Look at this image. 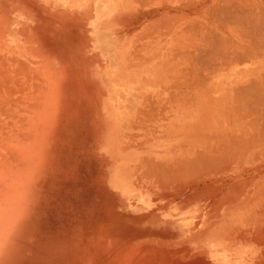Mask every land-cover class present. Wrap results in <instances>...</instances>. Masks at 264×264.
Segmentation results:
<instances>
[{
	"label": "rangeland",
	"instance_id": "374dc122",
	"mask_svg": "<svg viewBox=\"0 0 264 264\" xmlns=\"http://www.w3.org/2000/svg\"><path fill=\"white\" fill-rule=\"evenodd\" d=\"M60 1L62 6L57 1L46 4L37 0H0L4 14H9L5 16H16L15 21L10 18L21 42L31 48V83L34 80L31 85L39 81L35 79H45V73L46 79L52 75L58 83L52 99L56 103L53 116L47 114L48 127L37 124L38 130L41 127L45 134L41 149L45 151L39 153L41 160L35 172L36 184L32 182L31 206L5 264H220V259L207 254L204 242L207 236L198 234L208 227L199 225L211 209L212 198L201 194L196 200L187 199V180L183 181L189 173L172 170L165 175L154 162V156L160 155L157 152L173 145L169 143H173L172 136L176 133L166 135V140L161 138L164 118L169 114L167 109L174 101L173 96L187 89L194 46L203 43L195 30L204 26L207 18L196 21L191 18L192 22L185 16L178 18L177 13L176 19L163 18V23L157 22L160 26L150 19L147 24L141 18L130 21L133 25L127 31L120 23L115 29L114 20L103 14L111 6L114 13V0ZM180 1L123 0V4L127 3L131 14H144L159 6V12L175 8ZM194 21L198 23L196 29L191 28ZM110 23L113 26L110 31L113 33L115 29L117 40L110 32L109 37L103 33ZM120 38L125 39L129 55L125 71L129 75L134 71L136 76L135 70L147 76H151V71L156 76L134 79L138 102L124 126L114 124L104 107L110 92L108 73L113 67L110 54L113 55L114 41L120 42ZM235 38L239 40L238 35L231 40ZM238 62L231 71L245 72L250 79H257L254 72L257 65L250 66L243 58ZM156 90L171 96L164 99L163 108L156 106L155 98H150L149 93ZM157 127L162 134L154 137ZM119 134L123 135L119 146L126 147L129 157L118 159L112 154ZM150 144L157 155L149 152ZM145 161L152 162V167ZM157 181L162 182L158 183L161 187ZM169 184L171 187L180 184L178 190L184 189L179 193ZM183 210L197 217L205 216L199 222L196 218L193 223H185L177 218Z\"/></svg>",
	"mask_w": 264,
	"mask_h": 264
},
{
	"label": "bare ground",
	"instance_id": "6f19581e",
	"mask_svg": "<svg viewBox=\"0 0 264 264\" xmlns=\"http://www.w3.org/2000/svg\"><path fill=\"white\" fill-rule=\"evenodd\" d=\"M114 1V13L111 6L103 14L114 20L115 29L120 23L129 31L133 21L142 19L147 24L149 19L160 24L163 18L176 19L177 13L178 18L185 16L191 21V18L195 21L207 18L204 26H200L202 20L199 22L200 29L195 21V25H191V28L198 27L195 31L202 36L199 39L203 43L194 46L193 59H189V62L193 60V67L191 76L185 77L187 89L173 96L175 104L167 109L169 114L164 118L161 138L166 140V135L176 133L172 136L173 143H169L173 145L157 152L160 155L154 156L156 161L152 159V162L157 163V169L165 175L172 170L189 173V181H180L187 180V199L194 197L196 200L201 194L212 198L206 216L202 213L197 217L183 210L184 213L180 212L182 215L177 217L185 223H193L194 219L199 218L198 221L205 216L199 227L205 224L208 227L198 234L207 236L205 240L201 238L207 254L220 259V264H264V0H182L175 8H163L159 12V6L144 14H131L127 3ZM5 14L0 6V264H5L13 252L31 206L32 182L41 160L39 153L45 151H41L45 134L41 127L38 130L37 124L44 127L49 123L47 114L53 113L56 103L53 104L52 99L58 84L52 75L46 79L45 73V79H35L39 81L31 85L34 81L31 83V48L21 42L18 30L14 29L16 16ZM111 26L110 23L103 33L115 37V29L111 33ZM235 35L239 40H231ZM119 41L121 43L114 41L113 55L109 53L113 67L108 77L112 84L104 107L114 124L124 126L138 102L134 79L143 77L144 73L135 70L136 76L134 71L130 75L125 71L129 55L125 51V39ZM242 58L250 66L257 65L254 69L256 80L250 79L245 72L231 71ZM231 77L233 82L228 83L227 88ZM229 90L232 93L228 95ZM170 97L168 94L167 98ZM118 137L112 154L118 159L129 157L126 147L118 143L123 135ZM159 182L157 185L161 187L162 182L161 185ZM173 186L171 188L177 191L180 184Z\"/></svg>",
	"mask_w": 264,
	"mask_h": 264
},
{
	"label": "crops",
	"instance_id": "0c3cea01",
	"mask_svg": "<svg viewBox=\"0 0 264 264\" xmlns=\"http://www.w3.org/2000/svg\"><path fill=\"white\" fill-rule=\"evenodd\" d=\"M37 1H40V2H43V3H46V4H48V3H50V2H54V1H57V2H55V3H57L58 5H60L61 3V1L60 0H49V1H47V0H37ZM60 6H62V5H60ZM64 8H68L71 12H76V10H71L68 6H66V7H64ZM144 73V72H143ZM150 75L151 76H147L146 74L145 75H142V76H145L146 78H156V76L154 75L153 76V74L151 73V71H150ZM162 83V82H161ZM161 85V84H160ZM155 87L157 88V84L155 83ZM161 87V86H160ZM230 92V93H229ZM229 92L227 93L228 95L229 94H231L232 93V90L230 91L229 90ZM149 94H151V96H150V98H152V100H154V98H155V104H156V106H158L159 105V107L160 108H163V103H164V99L165 98H167V96H165L164 95V93L163 92H161V90H156V91H154V92H151V93H149ZM148 95V94H147ZM155 95V96H154ZM229 97V96H228ZM179 101L180 100H182V98L180 97V98H177ZM183 99H185L184 97H183ZM173 103L175 104V102L173 101ZM172 103V104H173ZM154 130H155V135H154V137L156 136H158V133H161L162 134V132H161V130L157 127V128H154ZM148 141V140H147ZM153 148H154V146L152 145V144H150V146H149V152L150 153H152V151H153ZM153 156V155H152ZM156 158V157H155ZM148 200V199H147ZM149 201V200H148Z\"/></svg>",
	"mask_w": 264,
	"mask_h": 264
}]
</instances>
